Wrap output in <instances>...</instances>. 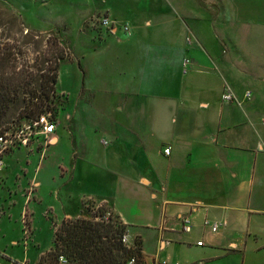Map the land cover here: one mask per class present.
Instances as JSON below:
<instances>
[{
  "label": "crops",
  "instance_id": "crops-1",
  "mask_svg": "<svg viewBox=\"0 0 264 264\" xmlns=\"http://www.w3.org/2000/svg\"><path fill=\"white\" fill-rule=\"evenodd\" d=\"M102 2L103 14L130 32L103 30L99 39L108 36L120 48L106 61L112 76L102 75L96 100L76 101L80 107L95 100L87 152L77 149L80 114L68 104L45 156L42 139L6 155L0 264H37L52 245V220L84 216L85 196L100 199L126 226L128 246L140 242L144 264H264V118L241 91L234 57L238 33L264 29V0ZM96 14L94 7L82 21ZM17 16L32 29L26 31L45 29ZM188 36L196 44L187 45ZM184 57L191 60L187 70ZM226 89L235 97L231 102L222 99ZM50 198L60 216L52 213ZM74 203L82 209L76 215L66 212ZM193 205L203 210L192 214L191 231L184 233L179 218ZM25 208L32 213L26 245ZM204 218L225 226L210 233Z\"/></svg>",
  "mask_w": 264,
  "mask_h": 264
},
{
  "label": "rangeland",
  "instance_id": "rangeland-1",
  "mask_svg": "<svg viewBox=\"0 0 264 264\" xmlns=\"http://www.w3.org/2000/svg\"><path fill=\"white\" fill-rule=\"evenodd\" d=\"M10 1L12 6L0 2V47L4 46V53L10 54L8 66L20 69L25 76L24 80L30 84L22 93V98L29 97L26 93L28 90L39 95V87L43 85L41 76L49 65L53 64V60L60 55L58 51L60 49L64 59L59 61L56 59V62H59V76L58 83L54 86L55 95L52 98L53 112L57 111L54 119L58 126H61L64 110L68 104L76 105V114H80L75 122L76 146L77 149L81 148L83 151L85 149L87 152L88 143L92 137L91 133L96 123L95 114L97 111L94 105L102 90L100 87L101 78L102 75H106L109 80L110 75L112 76V73L106 70V61L111 59L109 54L113 52L112 50H120L110 37L99 39L103 30L110 31L101 27L99 23L103 16L106 17V14H103L105 4L102 0H51L53 4L49 0L50 4L45 3L44 5L41 2L34 3L32 0ZM94 7L97 8L99 14H96L91 21L84 23L85 21H82L84 15ZM17 14L25 17L26 22L32 26L45 29L27 34L26 29L32 30L27 24L25 27H21L11 20L12 15ZM117 14L124 16L125 13L119 9ZM47 28L49 30H46ZM52 39L57 40V48L50 44ZM235 40L237 41L234 57L238 65L237 72L239 71L235 73V76L240 81L241 91L250 93V98H252L250 102L256 106V110L264 118V29L240 32ZM102 62L105 63L104 66H101ZM79 63L87 70V74L83 72ZM86 89H93V94ZM92 95L95 99L93 105L79 107L80 102L76 101L80 97L90 99ZM20 108L21 106L4 120L5 122L0 126V132L9 128L17 130L20 126L27 124L28 120L20 119L18 112ZM62 144H67V140H61ZM40 148L42 150V147ZM59 167L61 173H64L65 169L62 164ZM80 192L82 193V191ZM49 204L55 216L62 214L56 199L50 198ZM82 206L84 216H80V218L91 219L93 211L97 209L111 212L100 199H96L94 196H85ZM66 208V212L73 215L82 211L79 203H74ZM113 216L117 219L115 215ZM50 219L53 218L50 216ZM117 221L119 220L117 219ZM59 223L60 221L52 220L53 227Z\"/></svg>",
  "mask_w": 264,
  "mask_h": 264
},
{
  "label": "trees",
  "instance_id": "trees-1",
  "mask_svg": "<svg viewBox=\"0 0 264 264\" xmlns=\"http://www.w3.org/2000/svg\"><path fill=\"white\" fill-rule=\"evenodd\" d=\"M11 20L24 27L17 15H12ZM50 44L54 48L58 47L56 39H52ZM4 51V46L0 47V126L19 106L21 120L29 121L43 113H52L54 86L59 76L58 61L64 59L61 50H58L60 55L41 76L43 85L39 87V95L28 90V98H22L21 95L30 86L29 82L24 80L25 76L20 69L8 66L10 54ZM56 112L52 113L54 118ZM104 214L105 210L97 209L93 211L91 219H62L54 225L52 245L40 256L37 264H129L131 258H135V264H144L140 242L135 239L133 247L124 244L122 237L126 234V226L120 220L117 221L118 218L115 219L112 213L107 220L103 219ZM60 257H63L65 263L60 262Z\"/></svg>",
  "mask_w": 264,
  "mask_h": 264
},
{
  "label": "built area",
  "instance_id": "built-area-1",
  "mask_svg": "<svg viewBox=\"0 0 264 264\" xmlns=\"http://www.w3.org/2000/svg\"><path fill=\"white\" fill-rule=\"evenodd\" d=\"M99 23L101 27L105 29H109L114 32L116 28L120 29L124 34H129L130 30L127 24H117L115 21L110 20L107 16H103ZM186 43L189 46L196 44V40L192 37L188 36L186 38ZM191 65V60L188 57H184L182 61V66L184 70H187L188 66ZM244 97L246 99H250L251 95L249 92H245ZM233 94L226 89L222 94V99L227 102H231L234 100ZM56 120L54 119L52 113H43L36 119L29 120L27 124L20 126L17 130L7 129L0 133V172L3 171L5 166V157L6 155L12 151L16 147H24L29 149L36 141L42 139V148L43 152L47 149L49 144H51L54 133L56 130ZM169 148L164 149L165 154H169ZM29 194L33 197L35 192L34 185H30L28 188ZM27 205V203H26ZM199 210H203V208L199 205H193L190 207L189 214L182 215L179 218V222L181 225L182 232L189 233L192 228V214L198 212ZM31 215L32 213L25 208L24 212L21 216V227H22V241L23 244H28L31 238ZM111 216V212L105 211L103 219L107 220ZM202 226L210 231V233H217L221 228L225 226V224L220 222H213L207 218H204L202 222ZM122 242L127 245V236L124 235L122 237ZM202 241H197L196 246H202ZM61 263H65L63 257L59 258ZM129 264H135V258H131Z\"/></svg>",
  "mask_w": 264,
  "mask_h": 264
}]
</instances>
